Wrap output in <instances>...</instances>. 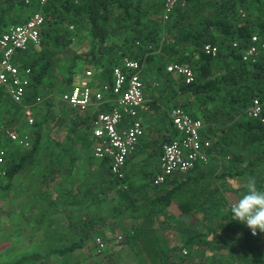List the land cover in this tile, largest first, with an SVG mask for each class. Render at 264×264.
Segmentation results:
<instances>
[{
  "label": "trees",
  "instance_id": "1",
  "mask_svg": "<svg viewBox=\"0 0 264 264\" xmlns=\"http://www.w3.org/2000/svg\"><path fill=\"white\" fill-rule=\"evenodd\" d=\"M34 2L38 3L34 0L30 5H26L24 0H0V36L7 30L6 16L14 18L15 12L29 10ZM144 3L146 4V0H49L45 6L35 9L33 12L42 11L45 17L41 30V46H30L17 57V62L22 68H30L32 71L28 96L31 98L37 95L39 88L52 78L51 70L55 64L56 50L73 44L71 36L75 37L78 32H69V25L79 27V24H82L89 28L92 46L86 54L74 55L67 79L71 86L74 85L76 67L81 61L89 68L92 67L96 72V79L105 84L112 83L113 70L120 64L121 56H129L145 64L154 58L148 55L149 51L160 50L170 55L172 62L192 65L195 80L192 84H186L182 77L179 78V95L186 100L180 101L176 106L184 108L194 119L204 122L202 136L212 143L209 162L197 163L188 173H176L167 178L161 186L154 185L156 173L151 182L152 187L146 192L143 187H137L129 180L127 170L125 178L120 180L111 173L106 161L94 157L91 161L94 164L98 162L101 168L97 172L98 175L108 174L111 178L106 186L102 189L99 187L98 193L95 194L92 185L85 191L73 185L77 177L75 157L69 158L62 166L55 162L49 167L48 176H45L48 184L56 185L55 193L57 192L58 196L55 195L54 199L57 200L54 204L59 201L66 206L69 216L67 218L70 219L74 209H84L90 196L91 205H97L102 215L99 219L90 218L89 214L86 217H75L76 225L83 222L86 228L80 229L75 225L78 231L77 239L68 247L25 256L13 264H68L61 260L68 259L70 255L73 256L76 251L86 249L89 245H93L96 255L92 257L93 261L90 259L89 264H123V250L128 254V264H198L196 262L200 255L201 264H264V233L253 237L245 224L231 219V203L218 186L219 180L234 179L238 176L239 163L243 164L248 160L244 174L249 170L251 176L261 173L256 168L264 164V123L247 115L253 101L259 99L263 103L264 117V49L259 47L255 63L243 61V54L253 35H257L260 41L264 42V0H181V5L165 25L161 15L164 0L161 4L158 0H153L152 4H148V9ZM192 16L195 20L190 23ZM12 22V25L23 23L16 19ZM113 24L118 31L123 29L127 34L121 43L110 41ZM128 37L131 42H128ZM137 42L142 45L136 46ZM235 42L239 43V47L233 46ZM206 44L219 47L216 57L203 52ZM150 45L152 50L149 49ZM128 51L131 52L130 55ZM213 101L220 102L216 107L209 109L208 105ZM77 112L64 113L62 124H72L75 130L70 127L69 130L75 132L81 125H76L78 121L88 122L85 132L77 136H91V123L95 117L92 116L91 122L88 117ZM43 124L36 120L34 126L28 127L31 129L28 132L32 138V149L26 154L28 157L38 151ZM175 137L165 139L162 145ZM87 140L86 146H93L94 141ZM238 143L242 145L239 153L233 150ZM254 151L257 153L249 159V153ZM230 153L232 156H229ZM24 163L23 160L22 165H13L7 178L12 179ZM216 167L223 168L224 172L217 174ZM87 171L88 174L91 172L90 169ZM56 175L62 177L63 182H53L52 178L57 177ZM147 178H152L150 173H147ZM208 180L213 182L209 183ZM68 181L70 183L65 187ZM211 187L213 188L210 189ZM257 188L264 190V185H257ZM111 191L115 196L108 202L106 196ZM121 215L126 217L119 218ZM109 218L114 219L113 224L122 227L125 220L133 219L136 224L134 226L138 228L130 232L128 227L124 228L125 240L121 245H111V240L105 239L107 247L103 254L98 255L93 244L94 238L103 237V228L109 225ZM183 218L193 219V228L184 245L179 247L168 244L167 240L154 241L151 251L158 259H152L150 250L141 246L143 232L156 230L157 221L170 220L174 225H178L183 224ZM140 224L144 226L141 227ZM184 248L191 249V253L188 252V255L184 256ZM196 253H199L198 257ZM52 256L59 257L62 263L57 260H54L55 263L50 262ZM101 256L104 257L99 258Z\"/></svg>",
  "mask_w": 264,
  "mask_h": 264
},
{
  "label": "built area",
  "instance_id": "2",
  "mask_svg": "<svg viewBox=\"0 0 264 264\" xmlns=\"http://www.w3.org/2000/svg\"><path fill=\"white\" fill-rule=\"evenodd\" d=\"M33 1L24 0V3L30 5ZM35 1L40 7L49 2ZM180 5L181 0H164L162 16L164 22L171 19ZM44 23L42 11L33 12L25 22L12 25L0 36V94L5 92L15 105L22 108L27 127H32L36 123L35 107L42 103V98L36 97L28 101L32 71L30 68H22L17 62V57L30 46L35 48L41 46V30ZM141 45V42L136 43L138 47ZM233 46L237 48L239 43L235 42ZM259 47L264 49V42H261L257 35H253L243 54V61L255 63ZM149 49H152L151 45ZM203 52L216 57L219 47L206 44ZM143 70V64L139 60L121 56L120 64L113 70L112 83L98 87L93 82V74L88 71L77 84L61 96V101L70 109L86 114L93 113L92 116L95 117L91 128V139L94 141L93 156L106 161L111 173L120 180L125 178L127 161L145 135L140 117L141 113L147 110ZM166 71L168 74L182 77L186 84H192L195 80L190 63L172 62ZM106 106H109L108 109ZM247 115L264 123L263 103L255 99ZM169 117L177 136L162 145L160 169L154 178L155 186H161L167 178L176 173H188L197 163H208L212 156L211 152L209 153L212 143L202 136L205 126L202 120L194 119L184 108L176 105L170 109ZM4 133L18 147L28 149L31 147L32 138L28 131L18 134L4 128ZM7 158V150L0 149V178L7 176L5 169ZM122 238L119 236L117 239L122 241ZM93 244L98 255L103 254L107 247V241L102 236H96ZM182 253L184 256L188 255L186 249H183Z\"/></svg>",
  "mask_w": 264,
  "mask_h": 264
},
{
  "label": "rangeland",
  "instance_id": "3",
  "mask_svg": "<svg viewBox=\"0 0 264 264\" xmlns=\"http://www.w3.org/2000/svg\"><path fill=\"white\" fill-rule=\"evenodd\" d=\"M161 1L162 0H158V3L161 4ZM39 6L40 5L38 3L34 2L32 6L28 8L29 10H21L15 13L13 12L14 18H8V16H6V21L8 23L7 29L12 26V21L15 19L18 22L25 21L35 9L39 8ZM161 15L163 16V11ZM193 20H195V18L192 16L189 19L190 23H192ZM168 22H165V24ZM198 22L199 21L197 20L196 23L198 24ZM68 29L69 32L72 33L76 31L78 32L75 37L74 35L71 36L73 37V44L69 47H62L56 50L55 64L51 70L52 78L49 79L45 85L39 88L37 95L34 96L42 98V103L36 107V112L38 113V122L41 121L44 124L42 126V140L38 147V151L34 154V157L30 160V162L27 161V164L37 161V163L34 164L38 165L39 168L44 169L42 171L43 176H48V169L55 162L60 163L62 166L65 162L69 161V158L75 157L77 159L75 168L77 177L75 178L73 185H76L81 191H85L89 185H92L95 188V194L98 193L99 187L102 189V187L104 185L106 186L107 182L111 178L108 174L103 176L98 175L97 172L100 171L101 168L98 166V162L94 164L93 161H91L94 156L91 146H86L88 140L82 138L81 136H77V134L85 132L89 123H84L82 121L81 125L77 127V130L75 132H71L69 127L70 129L75 130V126L73 127L72 124L69 126L65 124V122L62 124L64 113L67 112H60V109H63L61 96L72 87L71 84L67 82V79L69 76L68 72L70 66L73 64V57L75 54H86L89 50H91L92 47L88 37H82L81 35L84 30H87V27H84L82 24H79V27H76V25H69ZM76 68L77 71L74 74L75 76L73 84L76 83L77 79L79 78L78 76L82 77L88 71L93 74L94 84H96L98 87L104 84L103 82H99L96 79L95 70L92 67L89 68L87 65H85L83 61L79 62ZM179 96V101L186 100V98L182 95ZM34 97L30 98L29 95L28 100L32 101ZM219 102L220 101L210 102L208 105L209 107H207L212 109L216 107ZM0 112H2V115H0V125L8 123L11 124L12 127H17V129L20 128L23 131L31 130L26 125L22 108L14 105L12 101H8L6 99L5 103L0 105ZM3 119L5 122H3ZM77 124L79 123H76V125ZM70 132L72 135H70ZM64 133H68V135L66 134L65 138ZM80 141L83 142L81 146L79 145ZM4 147L7 148V151H9V154H11V146L6 144ZM233 150L235 151L236 148L234 147ZM22 151V153L28 154V152H24V150ZM19 152L20 151H18V153ZM229 156H232V154L230 153ZM226 162L227 160L224 162V164ZM216 168V173L220 174L222 172V168ZM88 169L91 170L89 174L87 171ZM206 170L207 169H205V171ZM56 176L57 177L52 178L53 182L57 184L63 182L64 179L62 177H59L58 175ZM207 182L210 183L213 181L208 180ZM222 182L223 180H219L218 182V186L220 188L225 186V184ZM68 183L70 182H66L65 187L68 186ZM55 186L56 185L54 183L48 184V182L44 180L43 186L41 188L36 187L35 189V192L39 190L37 193H41L38 197L39 200L34 202L28 200L29 194H14L9 189L6 191L3 190L2 193L0 192V264H13L25 256H31L38 253L44 254L52 249L68 247L73 241H76L77 239L78 231L76 228H86V225H84L83 222L79 223L77 226V223H75L76 219H74L75 217L79 215L80 217H86L88 214L90 215L89 217L93 219H99V217H101L100 215H102V213L99 212L98 206L94 204L91 205L92 199L90 196H88L89 198L86 200V206H84V209H74L73 217L68 219L67 217L69 216L67 214L68 210H66V206H64L59 201L57 204H54V202L57 200L54 199V197L55 195L58 196L57 192L55 193ZM212 188L213 187L210 189ZM13 189L17 188L12 187V191ZM31 193H33V191ZM114 196V192H109L106 196L108 198V202H110ZM32 198L33 195H31V199ZM88 203H90L89 206ZM124 217L126 216H119V218L123 219ZM182 221L183 224L178 223V225H174L170 220H165V222L162 221V225L157 224L155 229L162 230V232L159 233V238H161L160 240L166 238L165 241L167 240V243L169 241L168 244L182 247L193 228V219L183 218ZM113 222L114 219H108L109 225L103 228V237L107 241L111 240V245H121L125 240L124 228L128 227V219L125 220L124 227L118 224H113ZM195 222H197V220H195ZM119 236L123 237L122 241L117 240ZM184 249H186L189 254L191 253V249ZM122 252L121 255L123 257V264H128V254ZM199 253H196V257H198ZM70 256L68 259L62 260L59 257L52 256L50 257L49 261L53 263H55L54 260H57L59 263L89 264L90 259L96 255L94 254L93 245H89L88 248L78 250L73 254V256ZM201 256L202 255L199 256L198 261H200ZM103 257L104 256H101L99 258ZM140 262L142 263L141 260ZM106 264L110 263L106 262Z\"/></svg>",
  "mask_w": 264,
  "mask_h": 264
},
{
  "label": "crops",
  "instance_id": "4",
  "mask_svg": "<svg viewBox=\"0 0 264 264\" xmlns=\"http://www.w3.org/2000/svg\"><path fill=\"white\" fill-rule=\"evenodd\" d=\"M153 0H146V4L144 3L145 8L148 9V4H152ZM163 11V7H162ZM162 22L165 25V22L162 17ZM116 23V22H113ZM128 27H130V23L128 22ZM112 29L110 30V41L111 42H117L121 43L125 40L127 34L123 29L120 31L117 30V27L115 24L112 25ZM129 34V33H128ZM82 37H88L90 40L89 35V28L87 30H84L81 33ZM132 40L128 37V42H131ZM152 50V49H150ZM132 51V50H129ZM129 55L131 52H129ZM148 55L153 56L154 58L152 60L147 61V63L143 64V81L145 85V94L147 99V110L142 112L140 117L143 121L144 129H145V135L142 139L141 143L137 147L136 151L133 152L129 159H128V166H127V172L128 176L130 177V181L134 182L137 187H143L146 192H149L150 188L152 187L153 177L156 173H158L160 169V162H161V154H162V148L161 145L165 139L173 138L175 137V130L174 127L171 124V120L169 117L170 108L174 105H177L180 101V85H179V76L177 75H171L168 74L166 71L167 66L172 63V58L170 55L164 54L160 50H152L148 52ZM166 63V64H165ZM85 75V74H84ZM83 75V76H84ZM82 76V77H83ZM76 83L82 78L81 76H78ZM74 84V85H75ZM73 86V85H72ZM36 98V97H35ZM10 100L8 95L5 92H2L0 95V105L5 103V100ZM11 101V100H10ZM29 101V100H28ZM37 107V106H36ZM35 107V112H36ZM62 107L60 109V112L64 113L67 112L69 114H73V112H77L75 110L70 109L67 105H65L62 102ZM109 106H106L108 109ZM79 113V111L77 112ZM80 114L84 115L85 117H88L92 122V112L91 113H82ZM0 115H2V112H0ZM36 118L38 120V113L36 112ZM3 122L5 120L3 119ZM78 123H81L78 121ZM92 124V123H91ZM6 125V126H5ZM8 128L11 131H15L18 134L25 133L27 131H23L22 129L14 128L11 124H1L0 125V149H6L4 145L8 144L11 146V154L8 155L7 162L5 164V169L7 171V176L9 170H11L12 166L18 165L23 160L25 161L23 167H21V170L17 172L12 179H8L7 176L4 178H0V192L2 193L3 190H11L14 194H29L28 200L31 202H34L36 200H39L38 197L40 196V193L35 192L36 187H42L43 181L45 180V176H43L42 171L44 169L39 168L38 165L34 164L36 162H31L27 164V161L30 162L31 159H33V156H27L24 152H30L32 149V142L31 147L28 148H21L18 147L16 144L10 141V139L6 136L4 133V128ZM21 130V133H20ZM66 134L64 133V138L66 137ZM90 137V138H89ZM84 139H91V136L84 137ZM7 141V142H5ZM11 143V144H9ZM82 141H80V146L82 145ZM94 143L93 146H91L92 153H93ZM242 145L239 143L236 147V152L239 153L241 150ZM18 151H20L18 153ZM9 151H7L8 153ZM257 152H253L248 157L251 159L253 155ZM245 163H239L238 166V176L234 179L227 178L222 183L225 184V186L221 187L222 194L227 198V200L230 202L234 201L238 197H240L245 191V184L247 183V180L249 177H255L256 184L257 185H264V164L257 166V170H260L261 173H255L253 176L250 175L249 170H247L244 174V168L248 166V160ZM17 167V166H15ZM254 168H252L253 170ZM223 171V168L221 169ZM224 172V171H223ZM147 173H150L151 179H146ZM257 175V176H256ZM38 181V182H37ZM221 181V180H220ZM12 187H16L17 189H13ZM33 191V193H31ZM31 195H33V198L31 199ZM36 195V196H34ZM46 197V196H45ZM157 224H163L162 221H157ZM133 221V219L128 218V232L131 230H135L138 228ZM141 227H143V224H140ZM155 225V226H156ZM148 229V228H147ZM154 230L149 233H144L141 236V246L144 248H148L150 250V256L152 259H156V255L153 251H151V244L154 241L160 240V232L162 230ZM146 232V231H145ZM142 233V231H141ZM162 242L165 241V239L161 240ZM139 244V243H138ZM149 256V257H150ZM158 259V258H157ZM201 261V260H200ZM200 261H197L196 263L201 264Z\"/></svg>",
  "mask_w": 264,
  "mask_h": 264
},
{
  "label": "clouds",
  "instance_id": "5",
  "mask_svg": "<svg viewBox=\"0 0 264 264\" xmlns=\"http://www.w3.org/2000/svg\"><path fill=\"white\" fill-rule=\"evenodd\" d=\"M246 191L231 202V219L245 224L251 234L264 233V190L257 188L255 177H249Z\"/></svg>",
  "mask_w": 264,
  "mask_h": 264
}]
</instances>
